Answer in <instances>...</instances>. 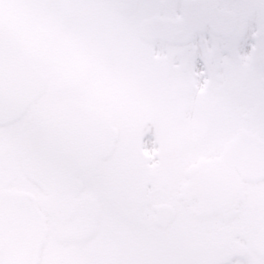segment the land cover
I'll use <instances>...</instances> for the list:
<instances>
[{
	"label": "rangeland",
	"instance_id": "1",
	"mask_svg": "<svg viewBox=\"0 0 264 264\" xmlns=\"http://www.w3.org/2000/svg\"><path fill=\"white\" fill-rule=\"evenodd\" d=\"M144 1L150 3V0ZM236 1L229 0L227 3L237 7L242 20L246 16L244 11L249 10L254 16V19L252 18L254 25L260 26L262 24L264 21V0H242L240 5ZM158 2L157 11L160 14L167 15L180 12L179 0H168L167 4L165 3L166 0H158ZM169 4L171 5L169 6ZM105 8L109 7L105 6ZM149 11L147 8V13ZM262 30L253 32L254 30L245 29L242 32L239 31V35H249L258 39L262 36ZM200 38L207 39L203 35ZM208 48H210L209 57H211V54L218 51V40L214 46L211 44ZM50 60L51 56L48 62L43 65V69L49 79L58 78L63 73L62 66L57 63L55 69L52 70ZM153 61L151 56L147 59L143 58L144 66L149 71L152 70ZM199 68L200 65L197 66L196 70L198 71ZM210 78L211 76L208 77V79ZM202 79L204 77L201 75L193 76L195 84H199ZM224 82V77L222 82L220 80L214 82L212 89L216 87L217 89L213 96L207 99L205 94L194 90L186 76L180 86L171 85L168 91L146 88V83L141 80L139 87L144 92L143 101L145 102L144 107L147 108L146 117L156 119L158 129H151L150 121L144 118L141 122L138 121L129 125L132 126L131 135L153 136L158 153L165 157L170 153L164 159L166 167L164 173L159 175L158 179L151 184L149 180L146 181L144 177L152 176L151 162H146L142 153L137 149L135 141L137 137L132 138L131 148L126 152V156L128 161L132 163V173L137 174L138 178H144L143 192L135 196L134 201H128L120 209L115 205L118 202L114 200L119 198V188L123 186L122 181L113 180L111 182L109 180L107 182L105 177L101 176L95 185L97 190L92 185L86 189L87 177L83 176L84 189L78 196L82 207L78 210L76 218L80 215L85 218L83 205L90 206L92 203L86 199L91 198L94 201L96 213L94 230L89 236V238L93 237V242L86 245L84 242L86 239L77 242V236L72 238L75 244L82 246L79 250L76 248L78 250L76 251L75 244L72 245L71 241L68 240L70 245L60 240L66 237L61 234L62 232L65 235H73L76 231L61 227L59 218H51L48 223L47 236L41 247L38 264H85L86 261L87 264H90L88 261L93 262V264H264V184L246 185L242 188L241 195L236 196L234 205H230L228 210L222 213L216 210L204 211L195 200H192L189 205L173 200L177 213L173 221L163 230L152 225L150 208L145 203L160 200L171 194L175 195L184 180L183 171L189 161L192 163L203 156L202 153L194 151V146H188L186 139L185 146L181 151H174L171 154V151L168 150L172 145L177 146L181 143L180 140L185 132L186 126L181 118L180 107L188 104L193 108L190 114L193 112L198 116L202 101L203 106H207V100H215L218 88L222 86L224 90ZM238 84L246 88L244 80L239 81ZM130 85L134 87L133 82ZM228 86L230 87L231 83ZM250 89L252 88L250 87ZM249 92L248 90L240 93L237 102L231 103L230 97L228 104H219V107L218 100H215L214 105L206 109L212 118H215L216 121L220 118L223 121L221 123L224 124L218 125L214 121L213 124L204 122L199 124V127L196 126L198 128L196 130L195 120H193V124L187 123L188 128L193 127L190 132L201 129L207 130L205 140H198L199 147H215L218 145V139L231 136L240 127L260 130L259 128L262 126L243 123L241 120L243 114L254 117L251 113L252 107H250L253 98ZM76 93L85 95L80 91ZM169 95L172 98L168 101L165 97ZM50 106L49 109L52 112L57 109L56 106ZM260 111L262 112V109ZM28 114L31 116L29 109ZM205 116L207 118L206 114ZM230 117H234L233 121L235 122L233 124L226 122L230 121ZM207 120L211 121L212 119L208 117ZM148 143L151 141L148 140ZM152 148L153 146H147L146 150L149 151ZM189 155H191L190 160L188 159ZM134 157L136 158L134 159ZM158 158H160L159 162L162 163L163 157L159 156ZM113 173L116 174V177L117 175L121 176L118 168H114ZM130 179H132L131 174H129ZM166 180L168 183H164ZM6 182L17 184L12 180H6ZM22 185L26 186L24 183ZM131 185L132 191L135 192L134 182ZM110 188H114L111 199L108 196ZM31 189L37 192L39 196L41 195L34 186H31ZM87 190L90 194H87ZM128 193L126 188V194L128 195ZM89 217H91V213ZM73 221L69 224L71 225ZM86 227L90 228L89 221ZM112 234L114 238H111Z\"/></svg>",
	"mask_w": 264,
	"mask_h": 264
},
{
	"label": "water",
	"instance_id": "2",
	"mask_svg": "<svg viewBox=\"0 0 264 264\" xmlns=\"http://www.w3.org/2000/svg\"><path fill=\"white\" fill-rule=\"evenodd\" d=\"M199 4L203 5L204 3L199 2ZM206 6L207 7H203L208 8L209 13L215 10L213 3H210ZM199 12L200 14H204L205 11L204 9H199ZM151 28L152 25H149V29ZM19 54L21 55V52H19ZM238 138L239 136L237 139ZM230 146L234 148H228V158L222 157L220 160L222 168L230 166L234 164V162H238L242 154L241 153L236 157L232 155V153L239 150V145L236 143V141L233 142V144H230ZM253 153H255V157H260V154L256 153V151L251 153V157ZM245 156L246 157L241 159L244 162L242 168L249 170L250 167L249 164H247L249 154L245 153ZM41 187L45 192L47 191L42 184ZM53 202L59 203V199L54 201V197L51 196L47 201L43 200L41 204L42 207L50 210V204ZM40 214L41 213H39L36 209L35 199L30 193L10 190L0 191V243H4L6 241L9 244H13L12 240L19 238L20 242H22L21 244L24 245L21 248V251L23 252L21 258L22 264H28L29 260L31 259L32 251L34 254L38 249V245L42 236V233L39 232L38 225L43 219V216ZM34 242L35 245L33 250Z\"/></svg>",
	"mask_w": 264,
	"mask_h": 264
},
{
	"label": "bare ground",
	"instance_id": "3",
	"mask_svg": "<svg viewBox=\"0 0 264 264\" xmlns=\"http://www.w3.org/2000/svg\"><path fill=\"white\" fill-rule=\"evenodd\" d=\"M107 9H111V8L109 7V8H107ZM106 12H107V11H106ZM72 14H73V16L75 17V12H73ZM111 14H112V13H111ZM73 19H75V18H73ZM112 21H114V19H112L111 21L105 23L102 27L105 28V29H109V28H110V23H111ZM117 23H118V22H117ZM107 39H113V36H112L111 34H109L108 37H107ZM85 157H89V155L83 153V157H81V158H85ZM232 191H233V190H232ZM52 196L55 197L54 195H52ZM228 201H229V200H227L224 204H228ZM204 207H205V208H208V209L212 208V206H209V205H207V204H204ZM69 210H70V207H68V210H67V211H69ZM64 212H66V211H64Z\"/></svg>",
	"mask_w": 264,
	"mask_h": 264
}]
</instances>
